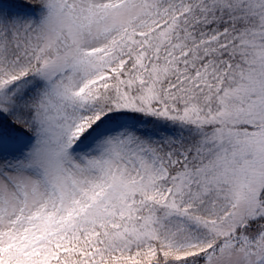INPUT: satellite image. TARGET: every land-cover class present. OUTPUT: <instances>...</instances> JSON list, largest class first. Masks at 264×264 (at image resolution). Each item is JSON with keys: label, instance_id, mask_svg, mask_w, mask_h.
I'll return each mask as SVG.
<instances>
[{"label": "snow or ice", "instance_id": "6c2138e0", "mask_svg": "<svg viewBox=\"0 0 264 264\" xmlns=\"http://www.w3.org/2000/svg\"><path fill=\"white\" fill-rule=\"evenodd\" d=\"M0 264H264V0H0Z\"/></svg>", "mask_w": 264, "mask_h": 264}]
</instances>
